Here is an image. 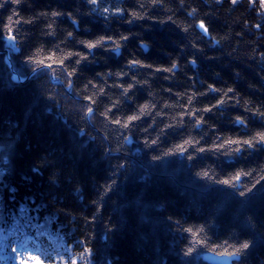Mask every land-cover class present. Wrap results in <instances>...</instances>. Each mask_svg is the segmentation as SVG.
I'll return each instance as SVG.
<instances>
[{"label": "trees", "instance_id": "obj_1", "mask_svg": "<svg viewBox=\"0 0 264 264\" xmlns=\"http://www.w3.org/2000/svg\"><path fill=\"white\" fill-rule=\"evenodd\" d=\"M0 4V35L9 17L20 21L13 23L15 50L0 41V264H18L12 248L25 241L29 250L41 246L45 264L44 249L65 255L70 264L83 247L91 256L78 264H182L189 246L196 264H206L204 255L253 238L241 259L264 264V149L243 146L235 153L236 146L227 144L264 131V9L250 7L249 0H100L99 11L88 0ZM201 21L208 34L197 26ZM100 37L104 47L89 51L81 43ZM57 46L88 57L71 93L64 76L36 80L23 65L37 49L60 56ZM76 59L67 62L69 70ZM129 84L134 87L125 97ZM100 92L89 123L80 110L87 103L83 97ZM221 99L225 103L213 107ZM115 101V118L144 104L151 105V114L131 131L117 128L101 115ZM197 109L199 127L188 115ZM237 117L246 127L235 123ZM158 134L156 146L144 145ZM186 139L198 141L197 148H224L165 155ZM189 154L196 159L189 161ZM155 155L163 159L153 161ZM204 171L207 180L196 175ZM237 172L250 175H242L236 188L214 183ZM112 181L115 192L101 200L103 186ZM248 188L253 191L240 197ZM79 241L85 244L77 246Z\"/></svg>", "mask_w": 264, "mask_h": 264}, {"label": "snow or ice", "instance_id": "obj_2", "mask_svg": "<svg viewBox=\"0 0 264 264\" xmlns=\"http://www.w3.org/2000/svg\"><path fill=\"white\" fill-rule=\"evenodd\" d=\"M16 3H19V0H15ZM219 2V0H217ZM238 0H232V4L236 5ZM88 3L91 5H95L96 7L92 9V11H99L100 10V0H88ZM249 6H259L261 9H264V0H249ZM0 7H3V4H0ZM103 13H109L108 8L102 9ZM195 9H193L192 12L189 13V15H193L195 13ZM110 15H122L123 10L117 9L114 13H109ZM18 15V13L16 14ZM53 17L60 16L62 13L54 12L52 13ZM135 19H143L142 16L135 15ZM105 20L108 19V16L106 15L104 17ZM28 23H32V21H27ZM132 21H129L131 23ZM13 23H20L19 20L13 21L12 17H9V23L5 26L6 34L0 35V41L6 40L10 45L13 46V50H15V45L19 43L18 37L16 34V31L13 28ZM72 23L74 25H78V21L73 19ZM205 34L209 33V29L206 27L205 23L201 21L197 25ZM257 28L260 27V25H256ZM187 31V29H185ZM54 33L50 32L49 35H53ZM68 36H72V33H68ZM121 39L127 40L128 37L122 36ZM82 44L91 51L92 49H96L98 47H104L106 44V40L104 37H100L95 42H85L82 41ZM115 43V41H113ZM120 45H116V49H118ZM57 50L61 52L60 56H57L56 51H52L48 54H45L42 49H37L35 52L29 53L26 58L23 61V65L25 67H30L31 73L34 76L36 80H40L43 77L50 76L53 79L59 80L60 76H64V81L62 82L64 85H66L67 91L71 93V91L74 88V77L78 78V73L83 72L84 68L80 67L81 64L85 61H88V57L81 55L79 52L77 53H64L63 50L59 49V46H57ZM264 55V54H262ZM73 56L78 57L74 61V64L71 67V70H69L68 61H71ZM137 62L133 61V64H136ZM192 64H195L196 61H191ZM173 67H176V65H173ZM57 69L59 70L57 72ZM157 71H160V69H157ZM164 71H171V69H164ZM111 75V73H109ZM13 80H15L17 77L13 75L11 77ZM91 83V82H89ZM133 85L129 84L127 88H124L122 95L125 97L128 96V94L132 91ZM211 87V86H210ZM212 91H217L215 88L211 89ZM233 89L229 88L228 92H232ZM104 95L103 92H100L97 94V97L94 98L93 96H89L85 94L83 99L87 101L86 104L81 105V111L84 113L85 118L88 119L89 123H92V118L96 116V108L94 105H97L99 96ZM226 95V94H225ZM49 100H54V97L49 96ZM192 103V99H189V104ZM225 101L223 99L219 100L217 105H213V107H218L219 105H223ZM167 107V106H166ZM119 108V101L112 102V106L108 107L105 106L104 111L101 113L104 120L107 121L109 125H113L117 128H121L127 131H131L133 128L137 126V122L142 119V116L144 115H150V104H144L139 108L137 112H135L132 115H128L126 118H115V112L114 109L118 110ZM200 110L197 109L196 111L189 112L188 115H190L193 119V122L197 127H199L202 123V120H196V116ZM203 111L205 113L211 112L212 108H204ZM259 115L264 116V113H259ZM181 120H183V117H181ZM235 123L246 127L245 121L241 119L240 117L236 118ZM183 126V125H181ZM176 125L169 124L167 128H174ZM167 128L161 130V134L167 132ZM145 132L148 131L147 128L144 129ZM107 139V137H105ZM160 139V134L157 135L156 139H153L149 141L148 139H145L143 141L144 145L148 148H152L153 146L157 145L158 140ZM199 142H193L191 139L184 140L183 143L177 144L174 149L169 150V152L165 153L166 156H174V155H183L185 152L188 151L189 148H192L194 151H197L199 153H204L206 151H219L220 149L224 148L223 144L217 145L215 149H205L203 147H196V144ZM228 145H235L232 149L235 153H240L243 150V146H246L247 149H255L257 145L260 146L261 149H264V131L258 132L255 137H252L251 139L246 140H232L229 139L227 141ZM108 151L110 152L111 149L109 148ZM119 151V149H117ZM225 154H228L227 150H225ZM163 157L159 155H155L152 157L153 161L161 160ZM187 159L189 161H194L196 157L189 154ZM119 169H124V164H118L116 166ZM198 177L201 179L207 180L209 178V173L207 171H204L203 173H196ZM242 175H250V173H243V172H237L232 177L228 179H216L214 183H217L225 188H236V182H239L241 180ZM115 181H112V183H106L103 186V191L101 193L100 199L103 200L106 196H108L109 192H115ZM255 185H253V188ZM253 188H248L247 191H239L240 197H247L249 193L253 191ZM14 191V190H13ZM236 193H232L231 195H235ZM11 199L14 200V197H11ZM93 203H96V201H93ZM97 211H99V208L97 207ZM178 223V221H177ZM185 231L191 232V229H186ZM195 235H199V233H195ZM255 239L252 240H244L240 242L237 245H233L230 250L222 251L217 253L222 259L230 260L233 262H238V264H244V261L241 259L244 257L247 253V251L253 246L255 243ZM264 242V241H262ZM196 243H200L199 240L196 241ZM85 244V241H79L78 245ZM69 248L73 247L72 245L68 246ZM12 251L16 253V260L18 261V264H28V260H32L35 262V264H45L43 259L41 258V246L36 245L33 250H29L27 247V241L19 245V250L17 247H13ZM64 252L67 253V249H64ZM35 253V254H34ZM43 256H46L47 264H56L57 261H59V264H68V259H66L65 255H61L59 252H52L49 253L47 249H44L42 252ZM91 256V249L89 247H83L82 250L78 251L76 255L70 256V264H78V258L87 261L89 257ZM196 250L189 246L187 249L183 251V257L187 258L182 261V264H196ZM25 257L27 259H25Z\"/></svg>", "mask_w": 264, "mask_h": 264}, {"label": "water", "instance_id": "obj_3", "mask_svg": "<svg viewBox=\"0 0 264 264\" xmlns=\"http://www.w3.org/2000/svg\"><path fill=\"white\" fill-rule=\"evenodd\" d=\"M203 261L206 264H235L236 262L230 261V260H225L222 259L218 255H212V254H206L203 257Z\"/></svg>", "mask_w": 264, "mask_h": 264}]
</instances>
